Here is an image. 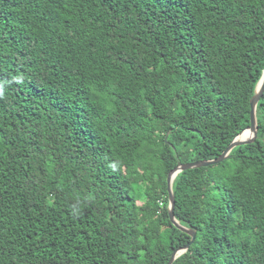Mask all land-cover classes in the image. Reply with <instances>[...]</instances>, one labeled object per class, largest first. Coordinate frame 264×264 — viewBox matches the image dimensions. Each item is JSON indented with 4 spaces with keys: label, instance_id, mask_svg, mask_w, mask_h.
Wrapping results in <instances>:
<instances>
[{
    "label": "trees",
    "instance_id": "16d2710c",
    "mask_svg": "<svg viewBox=\"0 0 264 264\" xmlns=\"http://www.w3.org/2000/svg\"><path fill=\"white\" fill-rule=\"evenodd\" d=\"M263 70L264 0H0V264H168ZM256 108L173 264H264Z\"/></svg>",
    "mask_w": 264,
    "mask_h": 264
},
{
    "label": "water",
    "instance_id": "95a60500",
    "mask_svg": "<svg viewBox=\"0 0 264 264\" xmlns=\"http://www.w3.org/2000/svg\"><path fill=\"white\" fill-rule=\"evenodd\" d=\"M263 92H264V70H263L262 77L260 78V80L257 83L255 94L251 99V113H250V122L251 123H250V126L248 128H246L245 130H243L239 135H237L234 138V140L230 143V145L224 150V152L219 157H217L215 159H210V160H202V161L197 160L194 162L184 163V164L178 165L174 170H172L170 172V174L168 176L169 217H170L171 222L177 228H179L180 230L190 234L192 236V239L185 247L179 248L173 253L168 264H173V262L175 261V259L177 257H179L181 254L186 252L196 237L195 231L190 230V229L186 228L185 226H183L182 224H180V222L175 217V212H174L175 196H174L173 187H172L175 177L177 176V174L179 172L186 170V169H192V168H195L197 166L202 167V166H209L211 164H217V163L225 160L229 156L230 152L235 147L254 141L256 136H257V130H258L257 115H256L257 114V108L256 107L258 106V102H259L260 98L262 97ZM247 130H253V134L249 138L244 137V133Z\"/></svg>",
    "mask_w": 264,
    "mask_h": 264
},
{
    "label": "bare ground",
    "instance_id": "6f19581e",
    "mask_svg": "<svg viewBox=\"0 0 264 264\" xmlns=\"http://www.w3.org/2000/svg\"><path fill=\"white\" fill-rule=\"evenodd\" d=\"M252 134H253V130H247V131L244 133V137L249 138Z\"/></svg>",
    "mask_w": 264,
    "mask_h": 264
},
{
    "label": "clouds",
    "instance_id": "9594fccd",
    "mask_svg": "<svg viewBox=\"0 0 264 264\" xmlns=\"http://www.w3.org/2000/svg\"><path fill=\"white\" fill-rule=\"evenodd\" d=\"M18 79V78H17ZM18 82H19V79H18ZM0 95H2V90H0Z\"/></svg>",
    "mask_w": 264,
    "mask_h": 264
}]
</instances>
